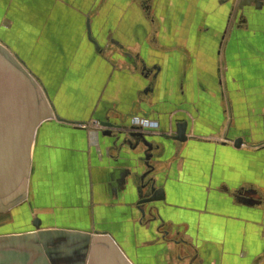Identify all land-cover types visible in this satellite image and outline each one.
Wrapping results in <instances>:
<instances>
[{"label": "crops", "instance_id": "crops-1", "mask_svg": "<svg viewBox=\"0 0 264 264\" xmlns=\"http://www.w3.org/2000/svg\"><path fill=\"white\" fill-rule=\"evenodd\" d=\"M238 2L0 0V44L60 118L0 217L110 236L130 264H264V1Z\"/></svg>", "mask_w": 264, "mask_h": 264}, {"label": "water", "instance_id": "water-1", "mask_svg": "<svg viewBox=\"0 0 264 264\" xmlns=\"http://www.w3.org/2000/svg\"><path fill=\"white\" fill-rule=\"evenodd\" d=\"M263 1L239 0L237 10H241L251 3L255 8H258ZM0 74H9L11 79L7 93L0 98V211H6L25 198L30 172L31 147L37 125L43 119L55 117L60 120V118L52 113L44 90L41 89L38 82L26 71L23 64L1 44ZM99 124L108 128L102 132L107 136L112 135L110 128H121V126H115L108 121H101ZM186 126L185 121L177 123L176 134L171 138L179 142L186 141ZM137 129L127 132L135 139L134 145L141 142L150 146L145 133ZM241 143V138L234 140L235 147H239ZM148 159L149 155L146 156L145 164L150 167ZM149 170L141 176L142 180ZM144 188L149 190L147 196L142 198L139 204L152 202L159 198L158 191H155L154 188V180L150 179V182L141 184V189L144 190ZM141 214L144 215L143 209ZM33 226L35 232L24 236L38 237L41 243H45L47 239H66L71 244L79 241L78 246L70 248L68 251L86 247L84 251L86 255L82 264H90V262L91 264H130L110 236L99 234L90 236L56 229L39 230V220L36 218L33 220ZM99 243H103L105 246H100Z\"/></svg>", "mask_w": 264, "mask_h": 264}, {"label": "flooded vegetation", "instance_id": "flooded-vegetation-1", "mask_svg": "<svg viewBox=\"0 0 264 264\" xmlns=\"http://www.w3.org/2000/svg\"><path fill=\"white\" fill-rule=\"evenodd\" d=\"M145 150L149 155L152 146L147 145ZM8 225L18 226V230L24 229L22 224L9 223ZM32 227L34 230L31 229L27 233L18 230L0 233V264H82L86 255L84 252L86 247L68 251V249L78 246L79 241L71 244L66 239H47L45 243H41L38 237L24 236L35 232L33 222Z\"/></svg>", "mask_w": 264, "mask_h": 264}, {"label": "rangeland", "instance_id": "rangeland-1", "mask_svg": "<svg viewBox=\"0 0 264 264\" xmlns=\"http://www.w3.org/2000/svg\"><path fill=\"white\" fill-rule=\"evenodd\" d=\"M10 84H11L10 78L7 77V75L0 74V98L3 97L7 93ZM4 221H6V220L3 219V217H0V233L1 232L4 233V232H8V231H14V230L19 229L18 226L8 225L9 221H6V222H4ZM90 264H91V262H90Z\"/></svg>", "mask_w": 264, "mask_h": 264}, {"label": "bare ground", "instance_id": "bare-ground-1", "mask_svg": "<svg viewBox=\"0 0 264 264\" xmlns=\"http://www.w3.org/2000/svg\"><path fill=\"white\" fill-rule=\"evenodd\" d=\"M4 75H7V76L10 78L9 74H4ZM10 80H11V79H10Z\"/></svg>", "mask_w": 264, "mask_h": 264}, {"label": "built area", "instance_id": "built-area-1", "mask_svg": "<svg viewBox=\"0 0 264 264\" xmlns=\"http://www.w3.org/2000/svg\"><path fill=\"white\" fill-rule=\"evenodd\" d=\"M96 125H98V122H96Z\"/></svg>", "mask_w": 264, "mask_h": 264}]
</instances>
